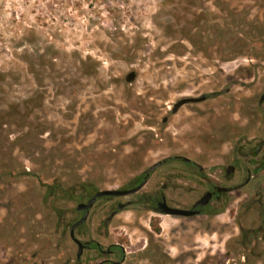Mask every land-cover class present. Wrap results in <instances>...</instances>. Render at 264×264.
Here are the masks:
<instances>
[{"label": "rangeland", "instance_id": "1", "mask_svg": "<svg viewBox=\"0 0 264 264\" xmlns=\"http://www.w3.org/2000/svg\"><path fill=\"white\" fill-rule=\"evenodd\" d=\"M213 90L222 121L201 104L171 114ZM263 90L264 0H0V264H94L92 250L75 261L64 191L124 188L172 154L219 166L222 142L253 136L246 107ZM108 204L95 203L83 239L122 244L123 264H160L157 240L176 223L129 206L106 230Z\"/></svg>", "mask_w": 264, "mask_h": 264}, {"label": "flooded vegetation", "instance_id": "2", "mask_svg": "<svg viewBox=\"0 0 264 264\" xmlns=\"http://www.w3.org/2000/svg\"><path fill=\"white\" fill-rule=\"evenodd\" d=\"M222 93L213 90L193 96H204V99L183 106L201 104L210 110L214 123L222 121L224 112L218 107V102L212 100ZM183 106L171 114H177ZM246 109L247 121H250L254 134L250 138L237 140L229 147L222 142L218 150V156L222 159L219 166L205 169L181 154L158 160L160 163L148 174L145 170L131 185L120 188H133L146 179L138 192L128 195L132 197L130 200L119 199L128 196L106 197L109 204L102 220L106 230L125 208H146L154 213L159 226L165 217L176 223L174 230H171L173 238L167 242L157 240L160 264H264V90L256 103ZM228 114L233 117L236 111ZM228 129L235 131L234 127ZM225 145L228 147L226 150ZM150 179V189L143 190ZM203 198H207L206 202L199 203ZM95 203L89 209L87 219L74 230L75 236L85 244L80 258L76 256L75 261L80 262L92 250L94 254L89 256V263L115 264L124 259L120 263L123 264L126 255L122 244L114 242L104 249L93 238L83 239L89 233L88 221ZM166 208L195 213L171 215L165 212ZM84 212L77 211V220ZM225 215L228 221H232V227L223 224ZM188 220H195L192 222L194 227L189 226ZM155 233L161 236L160 229ZM166 249H175L177 256L170 260L163 254L167 253Z\"/></svg>", "mask_w": 264, "mask_h": 264}, {"label": "water", "instance_id": "3", "mask_svg": "<svg viewBox=\"0 0 264 264\" xmlns=\"http://www.w3.org/2000/svg\"><path fill=\"white\" fill-rule=\"evenodd\" d=\"M128 80H132L133 79V74H129L127 77ZM204 99V96L201 97H184L179 99L177 102H175L172 106L171 109V113H176L177 110L187 104V103H192V102H198L200 100ZM167 118H163V122H166ZM160 162L154 163L152 164L147 170V174L149 173V171H151L156 165H158ZM146 183V179H144L140 184H138L137 186L133 187V188H125V189H104V190H97L88 200L87 202L84 203H79L76 206V209L78 211L83 210L85 211L83 216L78 219L76 222H74L69 229V236L71 238V240L77 244L78 246V250H77V259L80 258L83 248L85 247V244H83L76 236L74 233V230L77 226L81 225L88 217V213H89V209L93 206V204L95 203V201H97L99 198L102 197H106V196H117V197H121V196H128V195H132L136 192H138ZM207 198H203L202 200L199 201V203H205ZM165 212L167 214H171V215H191L195 212L193 211H187V210H181V209H175V208H166ZM124 259H122L121 261L115 263V264H120L123 262Z\"/></svg>", "mask_w": 264, "mask_h": 264}, {"label": "trees", "instance_id": "4", "mask_svg": "<svg viewBox=\"0 0 264 264\" xmlns=\"http://www.w3.org/2000/svg\"><path fill=\"white\" fill-rule=\"evenodd\" d=\"M8 173H9V175H13L11 171H9ZM24 173L25 174H29V172H26V171ZM3 175L4 174H2L1 176H3ZM138 178L139 177L135 178L134 180H131L130 182H128L127 185H131V183L133 181H136ZM44 186L46 187V195L47 196H55L56 197V194L58 192H63V190L60 188L61 184H55V185L48 184V185H44ZM88 188H93L94 190L89 193L88 192ZM81 189H82V191H81L80 195L79 194L78 195H76V194L74 195L73 188L66 189L64 191V195H63L64 199L66 198V200H71V201L77 202V204L84 203L86 200H88L97 191L96 187L93 184H91V183H83V184H81ZM106 197H102V198H99V199H103V198L107 199ZM77 204H76V206H77ZM76 206H75V213H76V216H77L76 217V220H77V218H78L77 211L78 210L76 209ZM56 211L58 212V215L61 217L62 216L61 215L62 211L61 210H56ZM76 220L71 222L69 225L66 223L67 225L65 224L64 228H67V227L69 228V226H71L74 222H76ZM151 226H152V228L154 230H156V231L159 230V228L156 226L155 223H152Z\"/></svg>", "mask_w": 264, "mask_h": 264}]
</instances>
